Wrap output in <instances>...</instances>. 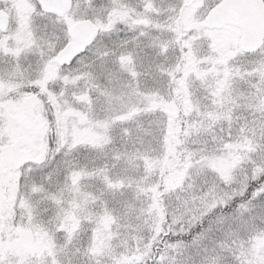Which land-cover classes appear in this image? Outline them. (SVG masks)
Returning a JSON list of instances; mask_svg holds the SVG:
<instances>
[{"label":"snow or ice","instance_id":"6c2138e0","mask_svg":"<svg viewBox=\"0 0 264 264\" xmlns=\"http://www.w3.org/2000/svg\"><path fill=\"white\" fill-rule=\"evenodd\" d=\"M0 264H264V0H0Z\"/></svg>","mask_w":264,"mask_h":264}]
</instances>
